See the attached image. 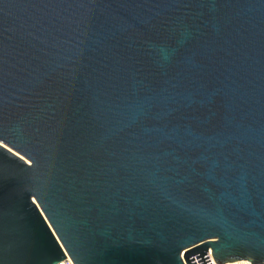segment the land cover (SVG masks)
I'll return each instance as SVG.
<instances>
[{
	"label": "water",
	"instance_id": "1",
	"mask_svg": "<svg viewBox=\"0 0 264 264\" xmlns=\"http://www.w3.org/2000/svg\"><path fill=\"white\" fill-rule=\"evenodd\" d=\"M264 264V0H0V264Z\"/></svg>",
	"mask_w": 264,
	"mask_h": 264
},
{
	"label": "built area",
	"instance_id": "2",
	"mask_svg": "<svg viewBox=\"0 0 264 264\" xmlns=\"http://www.w3.org/2000/svg\"><path fill=\"white\" fill-rule=\"evenodd\" d=\"M207 256H208V258H209V260H210V262H211V263H209V264H218V263L215 262V260L213 259V257H212V255H211L210 252L207 253ZM55 264H75V263H74L73 260L68 256V254H65V257L62 258L60 261H58V262L55 263ZM224 264H226V263H224Z\"/></svg>",
	"mask_w": 264,
	"mask_h": 264
},
{
	"label": "bare ground",
	"instance_id": "3",
	"mask_svg": "<svg viewBox=\"0 0 264 264\" xmlns=\"http://www.w3.org/2000/svg\"><path fill=\"white\" fill-rule=\"evenodd\" d=\"M226 264H252L247 260H238V261H231V262H226Z\"/></svg>",
	"mask_w": 264,
	"mask_h": 264
}]
</instances>
